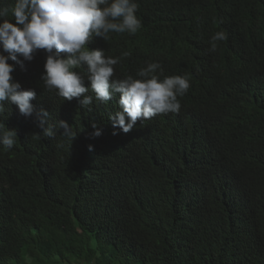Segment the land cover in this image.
<instances>
[{
    "label": "trees",
    "instance_id": "obj_1",
    "mask_svg": "<svg viewBox=\"0 0 264 264\" xmlns=\"http://www.w3.org/2000/svg\"><path fill=\"white\" fill-rule=\"evenodd\" d=\"M135 2V35L89 47L131 51L118 79L157 61L188 75L180 113L113 136L118 95L89 110L44 88L42 50L17 66L48 126L65 120L76 138L47 137L6 103L0 123L18 137L0 145V264H264V0ZM217 31L228 39L211 52Z\"/></svg>",
    "mask_w": 264,
    "mask_h": 264
},
{
    "label": "clouds",
    "instance_id": "obj_2",
    "mask_svg": "<svg viewBox=\"0 0 264 264\" xmlns=\"http://www.w3.org/2000/svg\"><path fill=\"white\" fill-rule=\"evenodd\" d=\"M137 10L135 0H14L10 7L0 8V115L6 103L15 105L21 115L35 117L45 136L54 137L56 130H62L65 137L76 138L65 120L48 126V112H37L32 103L37 97L35 89L24 88L13 75L17 66L24 70L25 62L33 61L41 50L45 60L39 79L64 101L76 99L90 110L94 102L108 105L119 96V110L109 114L113 136L119 134L115 129L130 132L137 121L179 114L180 98L191 88L188 75L164 76L157 61L140 68L138 78L118 79L115 66L130 57L131 51L113 57L104 49L89 47L95 37L107 41L111 33L135 35L142 27ZM9 13L12 20L7 18ZM227 39L225 31L215 32L209 51L215 52L218 42ZM81 68L85 72L78 71ZM91 126L90 138L102 135L98 124ZM17 137L15 129L0 123V145L6 150L13 148ZM88 149L92 151L93 145Z\"/></svg>",
    "mask_w": 264,
    "mask_h": 264
}]
</instances>
